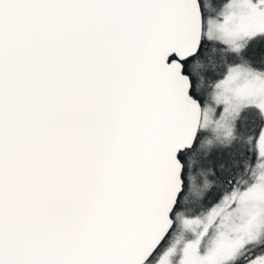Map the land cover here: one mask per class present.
I'll return each mask as SVG.
<instances>
[{
	"label": "snow or ice",
	"instance_id": "snow-or-ice-1",
	"mask_svg": "<svg viewBox=\"0 0 264 264\" xmlns=\"http://www.w3.org/2000/svg\"><path fill=\"white\" fill-rule=\"evenodd\" d=\"M0 264H264V0H0Z\"/></svg>",
	"mask_w": 264,
	"mask_h": 264
}]
</instances>
